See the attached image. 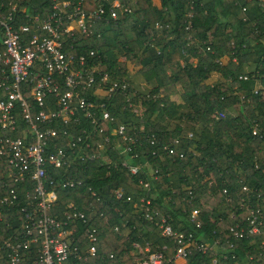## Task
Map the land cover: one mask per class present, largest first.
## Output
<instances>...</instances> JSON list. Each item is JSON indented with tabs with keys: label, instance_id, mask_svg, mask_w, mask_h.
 <instances>
[{
	"label": "trees",
	"instance_id": "trees-1",
	"mask_svg": "<svg viewBox=\"0 0 264 264\" xmlns=\"http://www.w3.org/2000/svg\"><path fill=\"white\" fill-rule=\"evenodd\" d=\"M85 1L94 8L109 0ZM125 2L131 13L117 20H95L85 33L62 36L63 50L84 59L75 66L93 68L99 82L107 74L105 88L114 80L129 83L127 90L105 97L114 121L105 123L102 132L92 131L89 138L91 151H101V156L78 159L71 168L61 169L66 178L81 183L58 189L53 210L63 216L66 204L73 202L90 216L73 223V243L82 252L88 228H96L98 235L95 255L86 260L70 257L64 264H135L139 254L135 241L140 246L148 241L152 249L167 245L165 254L170 255L172 240L136 210L141 198L168 215L173 228L192 231L201 239L220 238L218 250L233 242L229 252L236 257L218 258L216 264H264V216L258 233L237 238L229 231L230 225H248L257 208L264 215V0ZM25 4L35 5L37 13V6L48 2ZM128 63L136 66L149 88L132 86ZM120 124L133 127L137 137L129 152L121 151L124 141L119 146L114 142L113 130ZM84 127L92 128L84 118L68 125L75 134ZM107 135L113 141L106 142ZM165 145L174 153H167ZM124 161L137 165V173L130 172ZM0 163L8 168L4 160ZM6 182L1 186L0 180V197L18 185ZM117 189L121 198L115 196ZM193 209L199 210L200 228L189 221ZM1 212L0 238L10 233L8 223L24 219L16 206ZM217 254L214 249L195 252L193 260L212 264ZM34 255L23 264H30Z\"/></svg>",
	"mask_w": 264,
	"mask_h": 264
},
{
	"label": "built area",
	"instance_id": "built-area-1",
	"mask_svg": "<svg viewBox=\"0 0 264 264\" xmlns=\"http://www.w3.org/2000/svg\"><path fill=\"white\" fill-rule=\"evenodd\" d=\"M46 1L48 5H38L40 12L36 13L35 5L25 4L28 0H0V159L8 167L5 170L0 163V180L1 186L8 185L6 180L18 184L0 197V221L4 207L16 206L24 217L22 221L16 219L15 224L7 222L11 231L0 238V260L8 264H23L33 252L36 256L30 264H64L70 257L86 260L89 255H95L96 228H88L84 252L73 243L74 221L88 220L90 216L73 202L66 204L63 216L53 210L58 189L81 183L66 178L61 169L71 168L78 159L101 156V151H91L89 138L92 131L102 132L105 123L114 121L104 99L117 89L125 91L129 87L125 80H114L105 88L107 74L99 82L93 68L79 67L83 57L74 59L68 55L63 50L62 38L64 33L87 32L95 20H117L122 14L131 13L126 0H109L106 6L99 4L94 8L87 7L85 0ZM75 61L79 66H75ZM82 118L89 120L92 128L84 127L73 133L68 125H76ZM113 132L117 146L125 142L122 152L132 150V144L137 141L133 127L120 124ZM104 140L113 141V137L107 135ZM163 148L169 154L174 153L171 147ZM105 161L103 156L102 162ZM123 165L132 173L139 170L127 161ZM143 183L148 186V182ZM243 189L248 190L246 186ZM115 196L121 198L122 192L115 190ZM140 200L136 210L157 225L162 236L173 244L172 253L166 255L167 245L152 249L148 241L143 246L135 241L134 245L139 247L135 264H202L193 260L194 253L205 254L211 249L218 253L212 258V264L218 258L236 257L234 252H229L233 242L218 250L220 238L201 239L192 231L177 230L169 223L168 215L151 209L149 199ZM198 215V209L189 215V221L196 228L201 226ZM263 216L257 208L248 217V225H230L229 231L237 238L258 233Z\"/></svg>",
	"mask_w": 264,
	"mask_h": 264
},
{
	"label": "crops",
	"instance_id": "crops-1",
	"mask_svg": "<svg viewBox=\"0 0 264 264\" xmlns=\"http://www.w3.org/2000/svg\"><path fill=\"white\" fill-rule=\"evenodd\" d=\"M155 3H158L159 0H154ZM191 61H193L195 63L196 59L194 57L190 58ZM132 86L135 88V89H146L148 88L149 83H147L141 76L140 73L138 72H135L132 76ZM182 93V89L180 87H178V95H180Z\"/></svg>",
	"mask_w": 264,
	"mask_h": 264
},
{
	"label": "rangeland",
	"instance_id": "rangeland-1",
	"mask_svg": "<svg viewBox=\"0 0 264 264\" xmlns=\"http://www.w3.org/2000/svg\"><path fill=\"white\" fill-rule=\"evenodd\" d=\"M152 1H154V0H152ZM127 69H128V75L127 76L129 78H132L133 74L136 72V66L133 65L132 63H128ZM148 88H149V86H148ZM173 98L175 101H179V98L177 97V95L173 96ZM136 109H137V111L140 112L142 110V107L140 105H138V106H136Z\"/></svg>",
	"mask_w": 264,
	"mask_h": 264
}]
</instances>
